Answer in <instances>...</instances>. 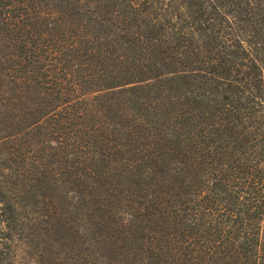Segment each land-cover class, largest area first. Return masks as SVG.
Wrapping results in <instances>:
<instances>
[{"label": "trees", "instance_id": "obj_1", "mask_svg": "<svg viewBox=\"0 0 264 264\" xmlns=\"http://www.w3.org/2000/svg\"><path fill=\"white\" fill-rule=\"evenodd\" d=\"M0 264H264V0H0Z\"/></svg>", "mask_w": 264, "mask_h": 264}]
</instances>
